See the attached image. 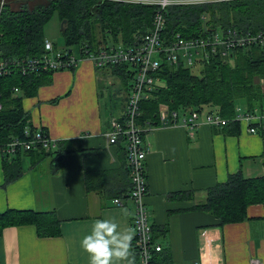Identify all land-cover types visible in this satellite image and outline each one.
Returning <instances> with one entry per match:
<instances>
[{
	"label": "crops",
	"instance_id": "0c3cea01",
	"mask_svg": "<svg viewBox=\"0 0 264 264\" xmlns=\"http://www.w3.org/2000/svg\"><path fill=\"white\" fill-rule=\"evenodd\" d=\"M125 81L124 72L98 70L83 59L74 70L54 72L35 96L22 101L28 129L44 131L55 150L41 162L34 160L35 153L23 156L21 176L8 184L0 154V213L54 211L61 234L39 237L30 225L6 228L0 235V264H89L81 240L96 219L115 217L122 228L133 229L125 143L110 144L105 136L110 118L123 116L130 85L125 88ZM180 121L151 127L144 136L149 144L145 205L154 241L168 255L165 262L264 264V204L249 206L245 221L223 227L213 216L191 211L229 175L264 177L263 137L244 125L238 133L216 129L202 118L189 136ZM116 199L121 205L114 204Z\"/></svg>",
	"mask_w": 264,
	"mask_h": 264
},
{
	"label": "trees",
	"instance_id": "16d2710c",
	"mask_svg": "<svg viewBox=\"0 0 264 264\" xmlns=\"http://www.w3.org/2000/svg\"><path fill=\"white\" fill-rule=\"evenodd\" d=\"M38 1L7 0L0 9L1 58L9 61L41 57L45 53L44 28L54 15L59 17L60 23L66 21L64 31L60 32L66 52L79 46L81 56L85 50L95 51L100 46L136 45L149 31L157 11L155 5L113 0ZM164 19L161 34L164 46L174 43L176 36L183 40L203 39L214 32L231 29L255 35L264 32V0H213L171 5L164 12ZM229 57L220 59L212 55L201 60L197 74L192 72L194 68L183 63L169 64L165 59L161 60L155 77L163 81L164 87L154 88L148 98L141 101L138 126H159L160 105L178 115L191 111L198 113L202 107L210 106L229 120L236 114L237 102L244 104L245 112L264 106V44L240 48ZM112 70L114 73L124 72L125 78L130 80V88L133 70L126 67ZM53 73L40 71L22 75L12 68L10 74L0 77V145L12 143L14 139L24 140V131L30 127V122L22 101L35 96L38 87L49 83ZM239 125L230 123L227 129L238 133ZM34 153V160L41 162L54 150L45 152L37 148L24 153L16 150L12 155L1 154L6 184L21 176V158ZM206 193L205 202L194 206L191 211L213 216L218 227L240 223L247 219L249 206L264 204V177L244 178L240 173L229 175L224 183L214 185ZM183 194H175V197H184ZM55 213L7 210L0 213V235L6 228L30 225L35 227L39 237H57L61 234V222ZM132 250L137 264L133 241ZM165 260H169L166 253H155L152 264H168Z\"/></svg>",
	"mask_w": 264,
	"mask_h": 264
},
{
	"label": "built area",
	"instance_id": "2783aa9c",
	"mask_svg": "<svg viewBox=\"0 0 264 264\" xmlns=\"http://www.w3.org/2000/svg\"><path fill=\"white\" fill-rule=\"evenodd\" d=\"M7 0H0V9ZM127 3H143L157 6L149 31L142 37L140 43L132 46L118 45L116 47L100 46L97 50H85L80 57L73 56L72 52L59 51L48 40L44 42L45 53L39 58H26L21 60H7L0 56V77L10 74L12 68L17 69L22 75L49 71L75 69L83 59H88L98 69L126 67L132 72V84L126 98L125 110L122 117H112L109 120V128L105 133L110 144L120 141L125 143L127 169L129 175L128 198L134 204L133 229L134 246L138 255V264H152L153 255L162 251V247L153 239V229L149 223L145 197L147 196V180L145 174V159L149 151V144L145 141V133L149 128L138 126L137 119L140 116V103L148 98V93L154 88H163V81L155 77L160 68V61L169 64L183 63L186 67L197 68L201 60H206L215 55L220 59H228L232 52L244 48L249 49L255 44H264V32L255 35L238 31L236 29L226 32H214L203 39L183 40L176 36L174 43L164 46L161 34L164 29V12L171 5L204 3L213 0H113ZM223 1V0H216ZM262 83V82H261ZM17 91V90H15ZM1 110V104H0ZM168 108L159 106L160 126L178 125L179 117L181 125L192 136L199 128L202 112H190L178 115L168 112ZM232 119L220 116L214 108L203 117L204 124L222 129L230 123L244 125L250 134L264 137V106L255 108L251 112L235 110ZM147 130V131H146ZM41 148L45 152L52 151L55 143L42 130L28 128L24 131V140L14 139L12 143L0 145V154L12 155L16 150L24 153ZM115 205H121L118 199ZM250 264H259L251 261Z\"/></svg>",
	"mask_w": 264,
	"mask_h": 264
},
{
	"label": "clouds",
	"instance_id": "9594fccd",
	"mask_svg": "<svg viewBox=\"0 0 264 264\" xmlns=\"http://www.w3.org/2000/svg\"><path fill=\"white\" fill-rule=\"evenodd\" d=\"M122 214L127 215V209ZM133 238L131 227L122 228L115 217H106L93 222L81 247L88 253L89 264H134Z\"/></svg>",
	"mask_w": 264,
	"mask_h": 264
},
{
	"label": "rangeland",
	"instance_id": "374dc122",
	"mask_svg": "<svg viewBox=\"0 0 264 264\" xmlns=\"http://www.w3.org/2000/svg\"><path fill=\"white\" fill-rule=\"evenodd\" d=\"M38 2H43V0H39ZM58 18L59 17L54 15L52 17L51 21L45 26V28H44V37H45L46 40H48L49 42H51L53 45L56 46V50L63 51L64 48H65V40L60 34V32H62L61 31V23L59 22ZM79 50H80L79 46L71 47L72 54L75 57H80V51ZM198 70H199L198 68H194V69H192V72L194 74H197ZM69 71H71V70H69ZM129 83H130V81L127 79V81H125V83L122 84V85L125 88L126 87L128 88ZM235 107H236V109H239L241 111H245L246 110L244 104H242L240 102H237ZM202 109L203 110H201V112H202L201 118L207 113L208 107H202ZM52 150H55V148L52 149Z\"/></svg>",
	"mask_w": 264,
	"mask_h": 264
},
{
	"label": "water",
	"instance_id": "95a60500",
	"mask_svg": "<svg viewBox=\"0 0 264 264\" xmlns=\"http://www.w3.org/2000/svg\"><path fill=\"white\" fill-rule=\"evenodd\" d=\"M66 25V21H62L61 22V31H64V26Z\"/></svg>",
	"mask_w": 264,
	"mask_h": 264
}]
</instances>
